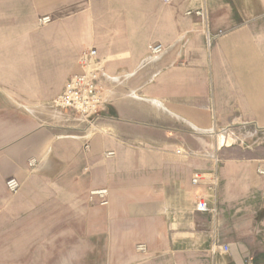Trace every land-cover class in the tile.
Listing matches in <instances>:
<instances>
[{
  "label": "crops",
  "instance_id": "0c3cea01",
  "mask_svg": "<svg viewBox=\"0 0 264 264\" xmlns=\"http://www.w3.org/2000/svg\"><path fill=\"white\" fill-rule=\"evenodd\" d=\"M91 48L93 126L51 107ZM259 169L264 0H0V264H264Z\"/></svg>",
  "mask_w": 264,
  "mask_h": 264
},
{
  "label": "built area",
  "instance_id": "2783aa9c",
  "mask_svg": "<svg viewBox=\"0 0 264 264\" xmlns=\"http://www.w3.org/2000/svg\"><path fill=\"white\" fill-rule=\"evenodd\" d=\"M165 4H170L173 0H161ZM193 12H188L187 15H192ZM196 16H202L201 12H195ZM51 23L50 17H44L39 20L41 26H47ZM164 47L160 44L154 45L151 48V54L158 56L162 54ZM107 60L100 58L96 49L84 50L78 62L79 72L72 75L66 82L63 92L51 102V107L74 114L79 120L89 126H93L100 116L101 109L106 100V87L103 81V76L106 71ZM88 150L89 146H85ZM180 153V152H179ZM113 152L107 153V158L114 157ZM218 162V160H216ZM38 161L30 159L28 168L33 170L37 167ZM258 173L264 176V170L259 169ZM194 187H206L213 195L217 192V182L214 176L207 174H194L192 178ZM6 187L9 193L17 194L22 184L15 178H11L6 182ZM90 203H96L100 206L109 204L108 190H95L90 192ZM197 211L202 213H215L214 209L210 208L209 200L203 195H197ZM137 250L141 253L147 252V247L139 245ZM222 253L229 252L228 246H223ZM249 264H253L250 262Z\"/></svg>",
  "mask_w": 264,
  "mask_h": 264
},
{
  "label": "rangeland",
  "instance_id": "374dc122",
  "mask_svg": "<svg viewBox=\"0 0 264 264\" xmlns=\"http://www.w3.org/2000/svg\"><path fill=\"white\" fill-rule=\"evenodd\" d=\"M232 143V139H227L224 137V136H221L219 138V141H218V145L219 146H222V145H230Z\"/></svg>",
  "mask_w": 264,
  "mask_h": 264
}]
</instances>
